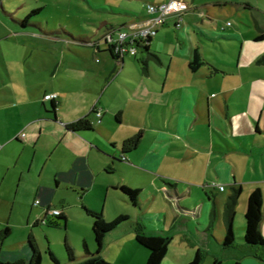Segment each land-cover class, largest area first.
I'll return each instance as SVG.
<instances>
[{
    "label": "crops",
    "instance_id": "1",
    "mask_svg": "<svg viewBox=\"0 0 264 264\" xmlns=\"http://www.w3.org/2000/svg\"><path fill=\"white\" fill-rule=\"evenodd\" d=\"M136 1L157 4L168 0ZM185 1L189 3V9L182 19L171 15L158 31L161 49H152L153 39L150 43V48L158 59L151 57L148 51H139L141 71L126 72L129 65H132L129 61L133 59L132 56L129 59L130 55H126L123 61L114 57L103 37L112 28H124L127 25L128 30L130 22L142 21L149 17V13H140L123 4L113 3L107 6L114 16L97 23L98 28L95 30L93 27L89 30L81 29L78 38H74L91 43V47L84 43L83 49L77 51L83 58L82 68L85 70L75 74L83 79L82 83L88 86L95 80L102 86V94H105L107 88L123 72L140 82L122 81L126 90L131 93L127 98V110L122 106H102V117L98 122L96 112L99 109L96 106L92 110L83 107L77 113H72V117L60 119V96L58 95L54 105L51 100H45L46 95L53 93L46 92L43 104L45 112L39 117L35 115L28 118L29 109L22 108L18 116L25 119L16 121L15 127L9 121L2 122L0 260L28 262L32 255L29 240L33 237L37 241V233L42 234L44 225L50 223L49 218L54 217L50 210H61L67 216V226L73 206L64 196L59 199L61 206L55 205L61 188L78 193L81 219L93 227L91 231L85 226L88 233L81 236L82 248L84 240H87L91 252L97 256L95 250L97 251L98 241L102 249L107 245L111 247L110 235L124 226L126 221L113 230L102 233L96 228L94 217L84 207L103 213L108 220L122 214L131 218L113 196L111 206L116 204V209L109 210L115 217L105 214L103 196L90 192L97 186H102L103 195L107 199L112 195L111 189L118 184L112 176L116 172L121 175V187L130 191L135 205L139 207L138 219L144 223L145 231L150 235L169 237V248L177 239L176 235L180 241H187L197 248L196 252L202 251L203 244L205 250L213 251V264L215 260L221 261V252L223 256L229 253L231 258L241 262L242 258L255 256V252L262 250L258 246L247 244L246 217L242 222L238 215L239 207H234L235 242L226 246L224 239L229 223L227 204L231 202L225 199L228 187L234 193L239 190L236 202L245 203L246 209L249 194L254 189L261 188L264 198V188L259 184L264 182V177L257 179L255 186L249 187L246 197H243L246 182L239 177L245 170L252 169L257 174L264 175V70L251 68L264 61V21H259L254 13L258 5L253 0ZM40 7L43 9L46 5ZM243 11L247 12L245 16ZM257 13L263 15L264 9H258ZM237 17L241 18L240 21L233 24L230 20ZM35 26L39 27L35 33L52 38L73 37L71 31H66L67 28L44 30L45 24L42 22ZM221 30L227 33L218 34ZM227 43L234 48L233 51L226 50ZM101 48L104 50H100ZM225 52H231L233 62L226 59ZM196 53L201 56L203 63L193 69L191 62ZM103 59H110L108 67L112 69L109 72L90 70ZM144 59L147 61V70L143 69ZM87 90L90 88L87 87ZM112 96L117 98L116 95ZM81 117H87L93 128L79 131L68 128V124ZM124 124L141 128L144 136L152 128L158 144L152 145L147 153L136 159L134 155H137L142 142L137 135L138 145L124 150V143L130 139L128 136L133 130L122 134L120 139L100 135L103 130L110 132L108 127L116 129ZM164 142L167 143L163 144ZM40 143L42 150L38 147ZM45 152L50 155L49 158ZM123 156L125 159H121ZM170 162H176L177 166L190 170L192 175L200 179H188L190 183L187 179H182L184 182L176 181L160 175V165ZM37 171L40 175L35 177ZM144 172L158 173L163 181L170 183V197L164 196L161 187L154 189V179L145 177ZM131 175H136L137 178L142 176L143 184H135ZM50 177L54 182H50ZM185 182L190 184L187 191L181 186ZM219 185H223L224 190ZM221 202L225 209H222ZM224 213L227 226L223 227L224 230L219 227L216 231V223ZM44 220L46 224L43 223ZM17 225L22 228V235L17 244L9 247L6 240H3L2 231L4 226L9 227L8 237L13 226ZM195 227L201 236L200 242L193 240L192 232ZM261 231L264 235V204ZM135 244L144 249L136 239ZM202 252L205 258L206 252ZM85 257L83 248V254L76 261ZM261 261L259 263L249 258L246 264H264ZM115 263L130 264L124 260Z\"/></svg>",
    "mask_w": 264,
    "mask_h": 264
},
{
    "label": "rangeland",
    "instance_id": "2",
    "mask_svg": "<svg viewBox=\"0 0 264 264\" xmlns=\"http://www.w3.org/2000/svg\"><path fill=\"white\" fill-rule=\"evenodd\" d=\"M253 2L258 5L254 13L258 16L259 21H264V13L263 15L257 13L258 9H264V0H253ZM113 3L123 4L126 7L135 9L137 12L148 14V4L136 0H0V135L2 134V122L9 121L11 125L15 127L16 121H23L25 119L24 117L18 116L22 108L29 109L27 112L28 118L34 117L35 115L39 117V115L44 113L43 104L45 102L44 95L46 92L57 95L55 99L58 98V95L60 96V119L72 117V113H77L83 107L92 110V108L96 106L99 109L96 114L98 116V122H100L102 117V106H122L123 109H128L127 98L130 92L126 90V86L122 81L138 82L136 79L126 74V72L130 71L135 73L142 70L141 63L138 61L139 52L136 54H126L130 55L128 56L129 59L132 56L131 58L133 59L129 60L132 65H129L126 72H123L119 75L117 80L113 81L114 84L107 88L105 94H102V86L98 85L95 80L94 83H89L87 86V84L82 83L83 79L79 78L78 74H75L84 69L82 68L83 58L77 51L83 49L82 45L84 43L89 46L91 43L75 40L74 38H78L81 29L89 30L93 27L92 29L95 30L98 28L97 23L114 16L115 14L108 9L107 6H111ZM43 4L46 5V8H43L40 12L33 15V24L22 28L19 22L22 17L24 18L25 12H30L35 7H40ZM243 12H245V16L247 12ZM146 19L134 23L130 22L129 26L142 24ZM240 19L241 18L237 17L230 21L236 24ZM40 22L45 24L43 27L44 30L48 28L50 30H62L67 28L66 31H71L70 33H72L73 37L60 36L59 38H52L42 33H35L39 29L35 24ZM252 23L254 24L255 22ZM178 24L180 23L178 22ZM163 26L157 28V33L153 35L152 49H161V43L158 40V31H160ZM226 33L227 31L224 30L218 32V34ZM213 48L215 47L213 46ZM100 50H104V48ZM226 50L233 51L234 48L227 43ZM219 53L224 55L222 51ZM225 56L228 61H234V56L231 52H225ZM110 64V59H107V61L103 59L98 66L94 64L90 70L98 69L101 71H108L112 69L108 67ZM251 68H257L259 71H263L264 61L258 62L257 66ZM86 86L89 87L90 90H87ZM112 95H116L117 98L115 99ZM46 103L49 104V102ZM3 106L7 108L3 109ZM39 124H41V122H39ZM59 124L61 125V123ZM99 125L100 124H97V126ZM108 129L110 132L103 130L100 135L103 137L107 136L120 139L122 134H127L130 130L135 131H132L128 137L131 138L137 135L139 139H142L137 155H134L136 159L143 153H147L152 145L158 144V141L156 143V137H154L152 128L147 130L145 136L141 128L127 124L116 129L110 127H108ZM38 134L39 132L36 133L37 136ZM95 136L96 134L93 137ZM43 138L46 139V136H43ZM122 141L123 139L121 142ZM166 143L167 142H164L163 144ZM38 147L42 150L41 143ZM45 154L49 158L50 155L47 152H45ZM160 166L162 172L159 174L166 178H173L176 181L182 179H200L198 176L192 175L190 170L184 169L182 166H177L176 162L163 163ZM242 171L243 170H241V172ZM36 173L35 177L40 175L38 171ZM25 174H27V172H25ZM144 175L145 177L154 179L152 185L154 189L161 187L160 189L164 196L170 197L168 195V192L172 189L170 183L167 184L163 181L158 173L144 172ZM112 176L115 177L118 184L115 185L116 188L111 189L112 195H109L107 199L103 195L102 186H97L90 192L96 196H103L102 203L106 206L105 214L109 213L110 216L115 215L114 213H110L111 209H116V204L111 206L113 196L117 199L121 207L128 211L131 218L126 221L124 226L118 228L110 235V238H112L111 247L107 245L105 249H102L98 241L97 251L95 250L96 255L97 257H102L112 262L124 260L130 264H146L149 250L145 247L141 249L135 244L138 225L144 224L138 219L139 207L135 205L134 198L130 191L121 187L122 179L120 173H113ZM126 176L130 180L128 173H126ZM131 177L135 184H143L144 178H142V176H138L137 178L136 175H131ZM239 177L244 178L243 180L246 182L243 190V197H246L249 187L255 186V181L264 177V175L260 173L257 174V172L252 169L245 170L243 173L239 174ZM49 180L50 182H54L52 177H50ZM182 181L184 182V180ZM188 182H190V180H188ZM259 184H262L264 188V182ZM181 186L185 191L190 188V184L187 182L181 183ZM233 193L234 190L228 187L225 199H227V201H232L231 195H233ZM61 196H64L68 200V203L73 206L72 212L69 215L67 226H65L62 219L52 215L54 217L49 218L50 223L44 225L42 228V234L37 233V242L43 252L42 264H58L52 260L50 250L58 257L60 261L59 264H67L69 258L66 250V242L74 248L76 257L79 259L80 254H83L81 236L88 233L85 226H87V228L89 227L91 231L93 230V227L87 221L81 219L82 210L78 193L72 191L68 192L61 188L55 199L56 206H61L62 203L59 200ZM234 204L235 207H239L240 212L238 215L243 222L246 209L245 203L235 202ZM221 206L223 209L224 204H222V202ZM219 216L221 217V215ZM221 218L216 223L218 224L216 231L219 230V227L223 228L227 226L225 213ZM6 226H4V229ZM10 227L12 226L10 225ZM21 231L22 228L20 229L18 225L13 226L11 235L4 237L5 239L3 238V240H6V245L10 247L11 245L17 244L22 235ZM47 231H49V233ZM192 236L195 242L202 241L197 227L193 229ZM176 238L177 239L170 245L169 252L162 264H188L194 259L197 248L187 241H180L177 235ZM203 247L202 244V251H205L206 254L202 264H213V251L209 252ZM230 256L229 253L227 256H223L221 252V258L219 259L222 261V264H236V259ZM249 258H253L259 263H262V261L255 256H246L240 261L246 264V260ZM10 262L14 263L16 261Z\"/></svg>",
    "mask_w": 264,
    "mask_h": 264
},
{
    "label": "trees",
    "instance_id": "3",
    "mask_svg": "<svg viewBox=\"0 0 264 264\" xmlns=\"http://www.w3.org/2000/svg\"><path fill=\"white\" fill-rule=\"evenodd\" d=\"M34 8V7H33ZM42 10V7H35L30 12H25L24 18L20 20L21 27L24 28L26 26H29L30 24H33L32 17L33 15L37 14ZM24 14V13H23ZM127 25L119 28H112L108 30V32L104 35L103 40L107 42V44L110 46L109 39L107 38V35L110 34L112 37H115L117 33L126 30ZM153 37L148 38V43L140 46L139 51H148L154 59H158L157 54L152 52V49L150 48L149 41H152ZM95 47H98L97 44L94 45ZM110 50L114 57L121 60V56L115 53V51L110 47ZM126 55H124L125 58ZM262 60H264V56L262 57ZM144 62V70H147V61L146 59L143 60ZM203 63L201 56L196 53L193 61L191 62V65L193 69H196ZM56 99H51L53 104H56ZM68 128L74 131H79L81 129H92L93 124L87 117H81L78 120L68 124ZM138 138H130L124 143V150L126 149H132L138 145ZM238 193L239 190H237L231 197V202L227 204L228 214H229V223L227 226V232L224 239V243L226 246H231L236 239L234 227H233V216L235 213V202L238 199ZM263 204H264V198H263V192L261 188L254 189L251 194L248 197L247 201V209L245 212L246 217V232H245V240L248 245L250 246H258L262 248L261 251L255 252L254 255L264 261V235L261 231V224L263 220ZM85 210L91 214L94 217V224L98 231L102 233H106L108 231L113 230L118 225L122 224L123 222L127 221L129 218L128 215L122 214L117 217H115L112 220L106 219L103 213L95 212L87 207H84ZM59 219H62L64 223H66L67 216L61 211L60 215H58ZM44 224H46V220L43 221ZM10 233V228L6 227L2 231V236L6 237ZM1 236V234H0ZM136 240L137 242L142 245L143 247L147 248L149 250L148 260L146 264H162L164 258L166 257L169 249L170 244V238L167 236H160V235H150L148 234L143 225H138L137 233H136ZM31 248H32V255H31V261L29 263L19 260L14 263H11L10 261H1L0 264H42L43 263V255L40 249L37 247L35 240L33 237L29 240ZM83 248L86 252V257L76 261L77 257L74 251V248L66 242V250L68 253L69 261L67 264H121V263H115L108 261L102 257L95 256L90 249V245L87 242V240H84L83 242ZM50 255L52 260L55 263H60L58 257L54 254L52 250H50ZM204 260V253L201 250H198L196 252V255L192 261H190L188 264H201ZM214 264H221V261L215 260ZM237 264H241V262H237Z\"/></svg>",
    "mask_w": 264,
    "mask_h": 264
},
{
    "label": "built area",
    "instance_id": "4",
    "mask_svg": "<svg viewBox=\"0 0 264 264\" xmlns=\"http://www.w3.org/2000/svg\"><path fill=\"white\" fill-rule=\"evenodd\" d=\"M147 9L149 17L142 24L131 25L128 30L117 33L115 37L107 35L110 47L119 56L124 57L128 53H138L140 46L148 43V38L157 33V28L163 26L169 16L175 15L181 20L183 14L189 9V3L185 0H168L157 4L149 3ZM56 97L55 94H48L45 99L51 100ZM218 187L224 190L223 185ZM60 212L61 210L56 208L50 210V213L55 216L60 215Z\"/></svg>",
    "mask_w": 264,
    "mask_h": 264
},
{
    "label": "flooded vegetation",
    "instance_id": "5",
    "mask_svg": "<svg viewBox=\"0 0 264 264\" xmlns=\"http://www.w3.org/2000/svg\"><path fill=\"white\" fill-rule=\"evenodd\" d=\"M34 240H35V238H33ZM30 243V242H29ZM35 243H36V245H37V247L40 249V247H39V245H38V243H37V241L35 240ZM40 251L42 252V250L40 249ZM42 255H43V252H42ZM31 259V258H30ZM29 259V261L27 262V261H25V262H27V263H29L31 260ZM1 261H4V260H1ZM22 261H24V260H22Z\"/></svg>",
    "mask_w": 264,
    "mask_h": 264
},
{
    "label": "water",
    "instance_id": "6",
    "mask_svg": "<svg viewBox=\"0 0 264 264\" xmlns=\"http://www.w3.org/2000/svg\"><path fill=\"white\" fill-rule=\"evenodd\" d=\"M149 43H151V41H149ZM121 60L123 61L124 60V57L121 56ZM121 159H125L124 156L121 157ZM65 226H66V223H65Z\"/></svg>",
    "mask_w": 264,
    "mask_h": 264
}]
</instances>
